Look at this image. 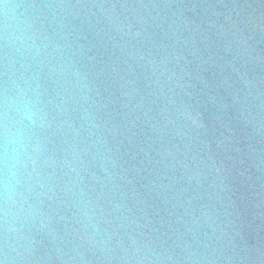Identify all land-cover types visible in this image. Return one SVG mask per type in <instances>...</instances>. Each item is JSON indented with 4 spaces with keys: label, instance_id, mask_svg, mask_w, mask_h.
<instances>
[{
    "label": "water",
    "instance_id": "obj_1",
    "mask_svg": "<svg viewBox=\"0 0 264 264\" xmlns=\"http://www.w3.org/2000/svg\"><path fill=\"white\" fill-rule=\"evenodd\" d=\"M16 88L42 120L0 264H264V0H0V128Z\"/></svg>",
    "mask_w": 264,
    "mask_h": 264
},
{
    "label": "clouds",
    "instance_id": "obj_2",
    "mask_svg": "<svg viewBox=\"0 0 264 264\" xmlns=\"http://www.w3.org/2000/svg\"><path fill=\"white\" fill-rule=\"evenodd\" d=\"M3 39L6 47L21 50L28 46L31 37L23 21H10L6 13ZM12 93L11 89L5 91L4 119L0 128V219L6 236L27 211L25 185L37 150L32 142V130L42 120L34 96L19 88Z\"/></svg>",
    "mask_w": 264,
    "mask_h": 264
}]
</instances>
